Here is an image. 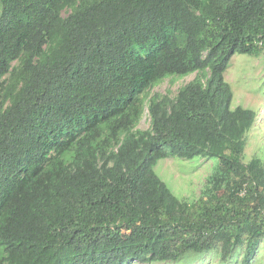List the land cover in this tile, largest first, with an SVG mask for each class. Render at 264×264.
<instances>
[{"label": "trees", "instance_id": "16d2710c", "mask_svg": "<svg viewBox=\"0 0 264 264\" xmlns=\"http://www.w3.org/2000/svg\"><path fill=\"white\" fill-rule=\"evenodd\" d=\"M0 1V264H252L258 114L232 107L225 75L264 53V0ZM206 72L151 97L137 129L152 88ZM196 157L219 166L189 202L155 167Z\"/></svg>", "mask_w": 264, "mask_h": 264}, {"label": "rangeland", "instance_id": "374dc122", "mask_svg": "<svg viewBox=\"0 0 264 264\" xmlns=\"http://www.w3.org/2000/svg\"><path fill=\"white\" fill-rule=\"evenodd\" d=\"M3 12V5L0 1V16ZM71 11L63 13L67 17ZM19 63H15L17 66ZM206 73H194L188 76H175L163 80L160 84L150 90L147 107L137 129L147 130L151 126V119L148 111L149 99L155 95H169L175 98L179 90L193 81L197 76L208 75ZM226 81L231 85L234 100L233 108L243 106L257 112L255 128L247 138L246 149L243 160L245 163L254 158L264 162V53L260 57L237 54L233 57L230 67L225 75ZM219 166L218 159L196 157L191 160L180 158H169L160 160L155 172L163 182L181 200L195 202L205 190L209 177ZM243 255L237 259L229 260L224 264H242ZM157 264H222L217 254L205 255L202 259L189 257L180 263L168 262ZM252 264H264V241L261 243Z\"/></svg>", "mask_w": 264, "mask_h": 264}]
</instances>
